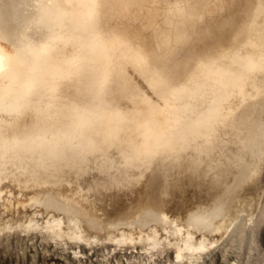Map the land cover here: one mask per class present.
<instances>
[{
  "label": "bare ground",
  "instance_id": "1",
  "mask_svg": "<svg viewBox=\"0 0 264 264\" xmlns=\"http://www.w3.org/2000/svg\"><path fill=\"white\" fill-rule=\"evenodd\" d=\"M13 242L33 263L264 264V0H0Z\"/></svg>",
  "mask_w": 264,
  "mask_h": 264
},
{
  "label": "rangeland",
  "instance_id": "2",
  "mask_svg": "<svg viewBox=\"0 0 264 264\" xmlns=\"http://www.w3.org/2000/svg\"><path fill=\"white\" fill-rule=\"evenodd\" d=\"M29 244V243H28ZM15 245V246H14ZM25 245H19L16 242H13L12 244L5 246L4 244H0V264H44V261H47V264H57L56 262L58 259L54 258V256L50 257H43L42 251L40 250V247H37L38 251V258L36 263H33L30 258V254L33 252V247H26ZM7 248V249H5ZM20 248V249H19ZM23 248V249H21ZM25 248V249H24ZM28 251V252H27ZM24 253V254H22ZM19 254V255H18ZM234 255V254H232ZM120 256H114L111 258L110 262L108 264H120L121 262H124V264L129 263V260L126 259L125 257L122 258V260H119ZM45 259V260H44ZM137 264H146L147 261L145 259H142V257L138 258ZM230 264L231 260L229 261H224L220 259L218 261V264ZM86 264H90V262H85ZM148 264V263H147Z\"/></svg>",
  "mask_w": 264,
  "mask_h": 264
}]
</instances>
